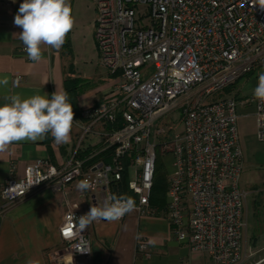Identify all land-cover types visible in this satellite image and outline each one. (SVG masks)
<instances>
[{"label": "built area", "instance_id": "1", "mask_svg": "<svg viewBox=\"0 0 264 264\" xmlns=\"http://www.w3.org/2000/svg\"><path fill=\"white\" fill-rule=\"evenodd\" d=\"M93 1L99 64L113 76L112 89L83 108L80 120L74 119L79 132L62 164L38 158L24 167L22 177L4 181L1 209L42 186L58 191L64 207L60 240L73 264H90L88 228L82 239H67L61 229L69 215L79 217L105 197L122 195L117 184L126 169L138 219L163 218L178 242L212 264H242L247 260L242 246L247 192L239 185V102L234 96L211 99L264 64V9L254 0ZM142 68L148 72L143 74ZM250 101L257 138L264 142V103L254 97ZM175 109L180 110V129L159 127V118ZM99 125L104 128L102 143L84 148ZM157 152L171 156L162 207L149 201ZM96 156L101 159L93 161ZM37 178L43 181L24 194L14 188ZM83 179L93 187L78 194L86 197L81 204L69 194L71 185ZM135 253H152L142 234Z\"/></svg>", "mask_w": 264, "mask_h": 264}, {"label": "crops", "instance_id": "2", "mask_svg": "<svg viewBox=\"0 0 264 264\" xmlns=\"http://www.w3.org/2000/svg\"><path fill=\"white\" fill-rule=\"evenodd\" d=\"M22 2L0 0V78L7 77L9 81L7 86H0V105L7 102L5 96L16 94L22 98L35 94L50 98L56 90L65 91V79H79L80 86L72 104L74 119L80 120L81 110L106 97L115 80L98 62L105 74L97 78V85L93 83L91 86L85 81L86 78L76 69V52L69 33L59 50L42 46L43 59L39 62L31 61L22 50L24 45L18 37L22 29L14 24ZM95 50L98 58L97 48ZM16 80H19L18 87L14 86ZM103 130L102 126H97V133L87 136L83 147L89 150L98 148L102 143L100 133ZM78 132L79 128L74 124L70 141L63 144L56 143L50 134L35 142L12 144L7 152L0 153V188L7 178L22 177L24 167L38 158H48L55 165L62 164L74 147ZM77 184L74 182L70 187V199L83 204L86 197H79L81 191ZM2 203L0 197V264H24L30 258L38 260L39 264H69L70 253L58 235L64 212L58 191L42 186L6 210L1 209ZM245 221L247 223L246 200ZM258 227L251 233L246 245L245 225L242 246L249 261L242 264H264V226ZM88 233L91 238L90 264H206L203 260L194 262L193 258L198 252H191L178 242L163 218L138 219L134 211H131L122 221L92 223ZM139 234L145 236L151 246L149 257L135 253ZM59 256L61 259H58Z\"/></svg>", "mask_w": 264, "mask_h": 264}, {"label": "clouds", "instance_id": "3", "mask_svg": "<svg viewBox=\"0 0 264 264\" xmlns=\"http://www.w3.org/2000/svg\"><path fill=\"white\" fill-rule=\"evenodd\" d=\"M254 4L264 9V0H254ZM14 24L22 29L18 33L28 58L33 62L43 59V48L59 50L65 43L67 34L75 26L70 0H23L14 18ZM8 78H0V86H7ZM19 86V80L14 82ZM253 97L264 103V72L259 73L258 83L253 89ZM7 102L0 105V153L19 142H35L51 135L58 144L68 143L74 126V111L66 91L56 90L51 97L35 94L28 98L20 95L5 96ZM43 180L35 179L19 187L24 194L28 189ZM93 187L88 179L78 182L80 191ZM135 201L127 195H110L103 202L91 206L79 217L69 215L61 229L67 239L80 236L94 222H115L133 211ZM80 247V245H77ZM87 251H91L90 248ZM80 251V252H87ZM24 264H39L38 260L27 259ZM73 264V257L69 261Z\"/></svg>", "mask_w": 264, "mask_h": 264}, {"label": "rangeland", "instance_id": "4", "mask_svg": "<svg viewBox=\"0 0 264 264\" xmlns=\"http://www.w3.org/2000/svg\"><path fill=\"white\" fill-rule=\"evenodd\" d=\"M71 8L72 15L75 17V26L69 34L76 52V69L91 86L93 83L97 85V78L103 76L105 70L97 64L99 59L97 58L96 48H94L96 47L94 46L95 40L92 39L94 37L93 21L96 18L95 3L93 0H72ZM148 69L142 68L143 74L148 72ZM261 72H264V64L254 67L250 73L237 79L228 91L222 89L220 92L215 93L211 99L234 96L240 102L238 105V113L240 111V114L237 118V127L243 155V167L239 184L241 189L248 192L246 198L247 223L244 231L246 245L251 233L257 229V226H264V142L259 141L257 138L255 108L253 102L250 101ZM241 102L244 104H241ZM170 124L176 129H180L179 109L170 111L160 117L157 123L159 127ZM157 156V159L166 169L167 179V174L171 170V156L159 152H157ZM194 257V262L203 260L206 264H211L206 257L199 253ZM248 261L246 262L248 263Z\"/></svg>", "mask_w": 264, "mask_h": 264}, {"label": "trees", "instance_id": "5", "mask_svg": "<svg viewBox=\"0 0 264 264\" xmlns=\"http://www.w3.org/2000/svg\"><path fill=\"white\" fill-rule=\"evenodd\" d=\"M64 85H65L64 87L65 91L69 95V101L70 103H73L76 98V90L80 86V80L79 79H65ZM231 85L227 86L225 89L228 91ZM97 158L98 156H96L93 159V161L96 160ZM127 181H128V172L125 169V171L123 172V177L121 181L117 184V189L120 190L122 195L130 196L136 202L135 195L128 189ZM165 192H166V169H164L163 164L157 159L156 166H155V172L153 176V184H152L150 198H149L150 203L152 205H156L159 207L164 206L165 200H166Z\"/></svg>", "mask_w": 264, "mask_h": 264}]
</instances>
